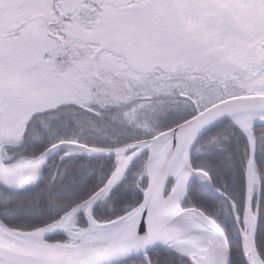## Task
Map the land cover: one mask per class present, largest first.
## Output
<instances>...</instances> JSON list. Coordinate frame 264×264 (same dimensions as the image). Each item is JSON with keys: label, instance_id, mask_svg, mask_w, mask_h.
<instances>
[{"label": "snow or ice", "instance_id": "obj_1", "mask_svg": "<svg viewBox=\"0 0 264 264\" xmlns=\"http://www.w3.org/2000/svg\"><path fill=\"white\" fill-rule=\"evenodd\" d=\"M0 264H264V0H0Z\"/></svg>", "mask_w": 264, "mask_h": 264}]
</instances>
